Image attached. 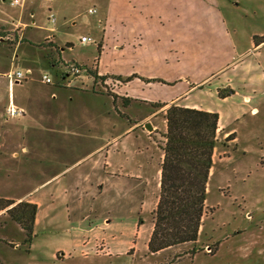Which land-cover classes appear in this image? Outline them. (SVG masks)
Returning <instances> with one entry per match:
<instances>
[{
  "label": "rangeland",
  "instance_id": "1",
  "mask_svg": "<svg viewBox=\"0 0 264 264\" xmlns=\"http://www.w3.org/2000/svg\"><path fill=\"white\" fill-rule=\"evenodd\" d=\"M11 1L0 0V99L12 90V84L6 78L8 74L17 71L26 74L30 69L31 74L24 81L30 82L23 85L21 95L29 98L37 120L24 125L27 130L23 140L13 138L0 149V198L41 196L42 208L37 225L33 226L30 245L24 243V232L5 215V210L0 212V264H164L166 256L170 263L179 261L176 264H264V42L255 45L264 35V0H219L224 23L217 24L215 32L210 31L211 45L215 46L208 55L210 62L195 64L193 71L200 73L204 66L209 69L220 67L229 59L232 46L237 47V58L240 59L236 67L238 74H227L234 75L231 76L232 88L229 85L219 87L217 96L213 91L210 97L198 92L190 97L197 98L198 103L210 106L221 115L222 130L217 136L206 185L205 213L196 243L175 246L157 258L142 253L145 241L137 242L138 254L127 253L135 240L136 221L134 215L123 212L128 203L126 199L121 198L116 203L111 192H104L98 196L104 204L99 211H110L109 222L104 224L102 218H97L91 223H79L69 221L61 209L52 211L51 186L39 192L35 189L39 182L74 162L81 150L96 145L97 137H106L109 131L112 136L116 135L125 123L123 119L116 122L122 125L114 131L106 124L104 127L98 125L94 140L81 137L77 139L79 144L73 143L65 124L69 114L61 105L69 106L73 114L77 113V120L82 121L80 112L93 115L95 109L98 112L99 101L71 96L70 106L64 95L54 101L51 90L45 89V84L41 85V76L48 75L54 86L69 93L106 92L104 80L97 75L96 45L80 42L86 37L101 44L98 38L102 35L101 27L105 25L103 18L106 17L110 26L108 49L114 41L123 49L116 56L107 51L104 69L123 76L135 75V83L125 86L122 91L133 97L161 101L164 98V70H168L167 76L172 78L178 71H183L186 63L177 69L170 63L166 68L164 57H161L164 55V28L153 33L151 30L158 24L149 20L148 24L153 28L149 30L151 32L143 31L142 35L133 27L132 17L139 14L146 17L148 10L153 8L164 9V0H21L18 6H12ZM92 10L95 12L89 13ZM50 14L54 16V23L49 20ZM47 36L64 49L61 57L67 64L51 48L53 42L46 39ZM255 37L258 40L254 41ZM29 41L35 43V48L26 45ZM151 41L156 44H150ZM19 42L20 46L15 49ZM190 42L196 50L200 48L196 40ZM68 43L72 48H65ZM200 49L204 54L202 46ZM43 56H49L46 65ZM71 64L83 68L85 73L70 76ZM115 77L119 76L111 78ZM229 90L233 94L221 99L220 95ZM52 102L61 108L57 114L60 123L55 129H49L48 122L56 120L38 117L42 112L39 108H50ZM130 104L135 109L130 115L137 120L142 114L158 110L142 100H133ZM253 107L255 111L251 112ZM162 119L160 114L152 122H137L136 129L138 134L146 135L145 125L149 124L158 148H162L163 143ZM4 120V109L0 108V122ZM7 120L14 122L18 118ZM44 122L48 128L44 127ZM50 126L55 127V123ZM3 140L0 132V145ZM22 145L37 151L40 159L30 156L31 159H25L20 153ZM15 149L20 158L6 155ZM142 193L136 192L137 200ZM150 197L152 200L154 193ZM152 217L146 213L139 219L138 225L143 224L142 237L147 235ZM101 243L105 246L102 252L96 250Z\"/></svg>",
  "mask_w": 264,
  "mask_h": 264
},
{
  "label": "crops",
  "instance_id": "2",
  "mask_svg": "<svg viewBox=\"0 0 264 264\" xmlns=\"http://www.w3.org/2000/svg\"><path fill=\"white\" fill-rule=\"evenodd\" d=\"M23 8L24 7H22V9ZM148 11L149 14L146 17L140 14L132 17L133 27L139 30L142 35L143 31H152L154 33L156 30L164 28V55H161V57H164V66L167 68V66L172 63L177 69L180 68V65L183 62H185L186 65H184L183 71H178L172 78H168V70L164 68L167 71L164 70V98H162L161 101L139 98L136 96L133 97L127 91H122L125 86L135 83L136 78H132L130 81L124 82L125 77L129 78L132 76H123L115 73L113 70L108 71L107 69H104V58L107 57V51L112 52L113 55L116 56L121 53L123 47H118V42L114 41L111 49H108L106 42L108 41V28L110 26L108 25L109 23L107 24L106 17L103 18L105 25L101 27L102 35L98 38L101 41V44H96L98 40L94 42V44L97 49V58H95L97 75L104 78L106 92L93 94H79L78 92L69 93L66 92L68 90L59 89L54 85H45V89L51 90V96L54 101H56L60 95L67 96L70 102L68 105L70 106L73 99L71 96L83 97L89 101H99L98 112H96L95 109V113L93 115L89 113L87 115L80 112L79 115L82 121L77 120V113L73 114L69 106L66 108L64 104L61 105V107L65 108L69 114L68 120L65 124L67 127V134L74 139H72L73 143L78 142L79 144L77 139L81 137L83 139L85 137L89 141L94 140V138H96L94 137V133L98 128V125H100L99 127H104L106 124L109 126V129L114 131L122 125H119L116 122H121L123 119L125 123L123 128L119 129L120 132L116 135L112 136L109 131L106 137H97L96 145L90 149L81 150L78 158L74 162L65 166L59 172L54 173L46 180L39 182L35 192L42 191L47 186H51L49 190V201L50 206L53 207L52 211L55 208L61 209L69 221L73 220L79 223H83L85 221H89L91 223L92 220L97 218H102L104 224L109 222L107 216L110 214V211H99V207L101 209L104 204L99 201L98 196H102L104 192H111V196L116 203L120 202L121 198L124 200L126 199L128 203L125 204L126 208L124 207L125 209H123V212L134 215L136 221V230L134 233L135 240L127 249V253L128 251H132L131 256L138 254L139 252L136 249L138 246L137 242L145 241V243H143V248L141 249L142 253H148L149 255L157 258L159 256L162 257L165 252L175 248L170 247L155 254L148 252L147 249V243L154 226V212L158 202L160 189L161 167L164 157L163 147L165 145L166 134V120L164 116L167 110L172 106L191 108L206 112H215L219 117L217 129L218 136L219 132L222 130L220 124L221 115L210 106L198 103L197 98L191 99L190 97L196 92L210 97L213 91H215L217 96V90L219 87L229 85L230 88H232L231 78L234 77V75L227 74L230 72L231 74H238L236 72V67L240 58H237V47L235 46L233 48L232 46L233 52L231 53L229 59L220 67L209 69L203 65L204 69L200 73L193 71V69H196L195 64L199 65L201 61L202 63L204 62V64L210 62V56L208 57L210 49L211 47L213 50L215 48L213 44L211 45L210 31L213 29L215 32L217 24L224 23L219 0H164V9L160 8L155 10L153 8ZM49 12H51V9H49ZM149 20L155 21L158 25L155 24L153 28L151 24H148ZM101 22L102 21H100V24ZM151 28L153 29L151 30ZM52 31L53 29H51V32ZM203 32L205 33L202 36ZM140 34L139 37L141 38ZM212 35L213 37L215 36V34ZM46 39H50L53 42V45H56L53 38H50V36H47ZM190 40H196L197 46L200 48L202 46L204 54H201L200 48L196 50L193 47V42H190ZM213 41H215L214 38ZM155 42L156 41H151L150 44L153 43L155 45ZM20 44L21 43L19 42L15 49L18 48ZM34 44L35 43L29 41L26 45L31 48H35ZM252 45L254 47V44ZM56 46L59 48V58L67 64V62H65L61 57L64 49L60 48L58 45ZM65 48H72V44H66ZM156 52L157 51H154L153 53L155 56H157ZM214 55L215 53L213 56ZM43 58L46 65L45 56H43ZM71 62L78 63L74 60ZM175 68L173 67V70H175ZM27 71L31 72L30 69H27ZM117 75L119 77H115L114 79L111 78ZM223 76H225V78H223ZM153 77L155 76H148V78ZM116 78H121V80ZM221 80H223L225 85H222ZM29 82L30 80L24 82L23 84L12 83V90H10L8 96H4L0 99V108L5 109L7 105L13 104L24 110V116L18 118L17 121L7 122L8 120H4V122H0V132L5 138V140H3L4 143L0 145V149H4L7 143H11L13 138L23 140L24 132L27 130L24 128V125L27 123H33L32 121L37 120V116L31 108L32 105L30 104L29 98L21 95L23 85L26 86ZM217 83L221 84L217 85ZM41 85L44 84L41 82ZM114 96L116 98H114ZM121 98L130 99L131 101L142 100L145 104L149 105L162 104L163 107L158 108V110L153 109L144 115L142 114L140 119L137 120L134 119L135 117L133 115H130V112H133L135 109L130 103L124 107L121 102ZM245 100H247V98ZM39 109L42 111L41 114H38L39 118L56 120V122H48L49 129H55L56 125L60 123L57 122V114L61 109L60 106H58L55 102H52V106L50 108L44 106ZM254 111L255 107L251 109V112ZM160 114L163 115V126L161 130L163 140L162 148H158L153 140L154 135L152 136V133L154 130L149 131L145 128V130H147L146 135L138 134L136 130L139 125L137 122H152L156 120ZM69 117H71V121L69 120ZM22 119L26 121L20 122ZM44 123L46 124L47 122ZM51 123H55V127H51ZM44 127L48 128V125L46 124ZM74 145L75 144H73V146ZM28 148L30 147L27 145L20 146V153L25 159L27 157L29 158V156L40 159L37 151ZM20 153L15 149L11 153H6V155H10L12 158H20ZM3 155H5L4 152ZM25 159L24 161H26ZM140 191L143 193L140 200H137L138 196L136 195V192ZM151 192L154 193V198L152 200L150 195L153 193ZM33 196H29L27 198L19 197L16 199H4L12 200L15 203L26 201L28 203L35 204L37 206V213L34 222L35 227L41 212L42 202L41 196ZM146 213H150V216L153 217L151 219L152 221L147 235L145 234L146 236L144 235V237H142L143 224H138L139 219ZM176 263H179V261L170 263L168 256L165 257L164 264Z\"/></svg>",
  "mask_w": 264,
  "mask_h": 264
},
{
  "label": "trees",
  "instance_id": "3",
  "mask_svg": "<svg viewBox=\"0 0 264 264\" xmlns=\"http://www.w3.org/2000/svg\"><path fill=\"white\" fill-rule=\"evenodd\" d=\"M260 39L256 46L264 42V35ZM255 40L258 39L255 37ZM51 48L57 55L60 54L56 45ZM45 59L49 61V56H45ZM231 94L233 92L229 90L227 94L220 95V98L224 99ZM121 102L125 107L131 100L121 98ZM152 105L154 108L163 107L162 104ZM164 118L166 134L160 189L154 212V226L147 243L148 251L152 254L197 242L206 208V185L217 144V113L172 106ZM3 210L24 232V243L30 245L37 206L0 198V212Z\"/></svg>",
  "mask_w": 264,
  "mask_h": 264
},
{
  "label": "built area",
  "instance_id": "4",
  "mask_svg": "<svg viewBox=\"0 0 264 264\" xmlns=\"http://www.w3.org/2000/svg\"><path fill=\"white\" fill-rule=\"evenodd\" d=\"M21 3V0H12L11 1V5L12 6H18ZM95 10L89 11V13H94ZM49 20L54 23V17L52 15L49 16ZM81 43H94V41L90 38H86V37H82L80 39ZM85 73V70L83 68H80L78 66H76L75 64H71L70 68H69V75L72 77H77L80 76L81 74ZM31 74L30 71H27L26 74L17 71L14 74H8L7 79L9 84L12 83H22L24 82L28 76ZM40 81L45 84V85H53V80L48 76V75H42L40 78ZM4 115L6 116V120L7 119H17V118H21L24 116V110L13 105V104H9L6 106V108L4 109ZM104 244L101 243L97 246L98 251L102 252L104 251Z\"/></svg>",
  "mask_w": 264,
  "mask_h": 264
},
{
  "label": "water",
  "instance_id": "5",
  "mask_svg": "<svg viewBox=\"0 0 264 264\" xmlns=\"http://www.w3.org/2000/svg\"><path fill=\"white\" fill-rule=\"evenodd\" d=\"M145 128H146L147 130H149V131L152 130V127H151L149 124H147V125L145 126Z\"/></svg>",
  "mask_w": 264,
  "mask_h": 264
}]
</instances>
